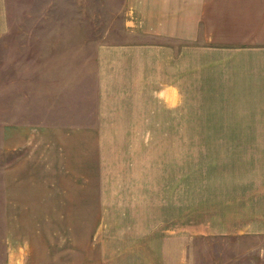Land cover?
Listing matches in <instances>:
<instances>
[{
  "label": "rangeland",
  "instance_id": "1",
  "mask_svg": "<svg viewBox=\"0 0 264 264\" xmlns=\"http://www.w3.org/2000/svg\"><path fill=\"white\" fill-rule=\"evenodd\" d=\"M135 7L0 0V264L6 170L48 128L74 134L58 137L56 154L81 173L83 192L96 184L99 251L126 259L142 242L146 253L162 245L157 264H264V235L250 231L248 212L250 184L264 183V139H249L263 137L264 110L253 116L250 95L239 94L248 83H227L239 76H204L195 47L169 62L177 87L161 96L168 85L141 74L153 49L140 42L155 38L138 31ZM169 232L177 256L163 246Z\"/></svg>",
  "mask_w": 264,
  "mask_h": 264
},
{
  "label": "crops",
  "instance_id": "2",
  "mask_svg": "<svg viewBox=\"0 0 264 264\" xmlns=\"http://www.w3.org/2000/svg\"><path fill=\"white\" fill-rule=\"evenodd\" d=\"M130 1L136 5L134 23L138 31L155 38L153 43L140 42L145 50L153 49L143 52L141 57L150 53L144 59L149 58L151 64L140 69L145 80L152 78L168 85L169 89H159L161 96L162 92L174 93L177 87L169 62L186 60L184 55H191L188 50L195 47L204 61V76L207 69L217 71L218 77L239 76V82L227 83L244 87L248 83L249 88L240 89L239 94L250 95L252 110L256 111L253 116L257 117V109L264 110V0ZM158 37L173 41L171 47L163 48L167 45L157 42ZM178 41L182 46L174 49L172 45ZM224 83L226 80H219L218 93ZM260 134L263 137L249 139L263 140L264 133ZM18 135L10 133L7 139L16 140ZM65 135L54 128L32 134L36 144L17 165L6 170L7 264H157L161 244H154L156 252L146 253V245L138 243L134 245L137 250L126 254V259L111 258L98 250L96 184H89L83 192L81 173L74 174V166L67 165L70 161L63 163L56 154L59 136L74 137L71 132ZM73 156L69 155L70 160ZM249 192L250 231L264 235V183L250 184ZM169 233L164 235L163 246L177 256L178 235Z\"/></svg>",
  "mask_w": 264,
  "mask_h": 264
}]
</instances>
